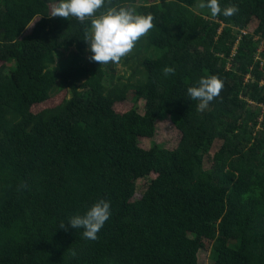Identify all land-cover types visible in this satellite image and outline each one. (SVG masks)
<instances>
[{"label": "trees", "instance_id": "obj_1", "mask_svg": "<svg viewBox=\"0 0 264 264\" xmlns=\"http://www.w3.org/2000/svg\"><path fill=\"white\" fill-rule=\"evenodd\" d=\"M145 1L112 0L154 16L126 77L84 63L90 21L50 17L57 0H0V264H264V0H219L239 12L215 18ZM64 48L78 53L58 67ZM210 75L224 87L198 111L187 88ZM165 117L178 146L142 148ZM101 198L97 240L59 228Z\"/></svg>", "mask_w": 264, "mask_h": 264}, {"label": "clouds", "instance_id": "obj_2", "mask_svg": "<svg viewBox=\"0 0 264 264\" xmlns=\"http://www.w3.org/2000/svg\"><path fill=\"white\" fill-rule=\"evenodd\" d=\"M198 7L210 9L213 18L221 14L231 17L239 12L237 5H229L222 10L219 0H207L206 3L201 0ZM49 16L68 20L75 18L81 24L90 21V26L84 29V40L92 53L89 60L100 65L119 64L123 57L132 52L137 42L147 36L154 27L152 13H139L131 4L112 5V0H57L52 4ZM163 74L165 76L175 74V69L165 67ZM223 87L224 83L217 75H210L201 77L196 84L188 87L187 95L192 100L199 101L197 110L203 111L220 95ZM24 186L26 185H22ZM110 208V201L101 198L85 214L69 217L67 224L62 221L59 228L67 231L70 225L74 229H82L85 240L95 241L111 216Z\"/></svg>", "mask_w": 264, "mask_h": 264}, {"label": "rangeland", "instance_id": "obj_3", "mask_svg": "<svg viewBox=\"0 0 264 264\" xmlns=\"http://www.w3.org/2000/svg\"><path fill=\"white\" fill-rule=\"evenodd\" d=\"M139 4L146 3L145 0H138ZM258 21L254 20L250 24L247 31L249 33H253L255 28L257 27ZM255 39H259V37H255ZM264 50V44L260 43V47L258 48V51L256 53L257 60L261 61L262 64H264V57L261 56V53ZM235 52V51H234ZM78 53L76 48H64L61 50V55L58 58L57 66L60 67L64 64H69L74 61V56ZM92 55V53L89 51V45L87 44L86 51L83 55L84 63L89 64L91 62L89 60V57ZM123 65L121 63L117 64L116 69L118 70L119 74L125 75L127 77V74L124 73ZM130 101L135 100V95L133 92H130L129 94ZM143 106L144 102H139L140 111L143 112ZM157 132L155 137L153 138H140L139 139V145L148 150L150 149L154 144L161 145L164 148L167 149H175L181 139V133L176 129V127L172 124L169 117H165L163 120L157 122ZM145 182L144 180H138L136 181L137 186V192H140L143 189ZM198 262L199 264H212L213 259L211 261L210 253L208 250H200L198 253Z\"/></svg>", "mask_w": 264, "mask_h": 264}]
</instances>
